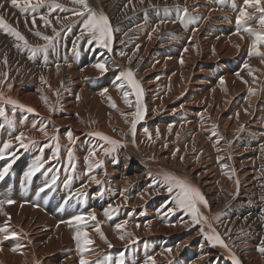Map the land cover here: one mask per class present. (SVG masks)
Listing matches in <instances>:
<instances>
[{
	"label": "bare ground",
	"instance_id": "obj_1",
	"mask_svg": "<svg viewBox=\"0 0 264 264\" xmlns=\"http://www.w3.org/2000/svg\"><path fill=\"white\" fill-rule=\"evenodd\" d=\"M52 2L46 0L45 6L36 13H22L11 6L10 0H0L4 4L0 15L33 47L47 43L35 35L36 31L48 36H55L53 28L59 32L45 62L42 52L34 60L30 59L29 49L16 47L23 42L0 29V94L3 97L0 107L15 121L13 128L0 117L3 125L0 148L9 140L13 142V147L1 159V167L9 163L11 167L0 179V199L15 201L3 206L8 216L0 212V228L7 223L8 232L18 234L5 240L4 233H0V264H80L82 258L88 264H119L121 256L123 264H145L149 257L154 258L155 264H203L209 258L218 261L210 259L205 264H234L233 254L240 264H264L261 251L264 248V175L259 176L260 169H257L255 176H249L247 169L238 164L231 178L218 172L227 165L215 164V158L220 159L232 150L231 141L239 130L245 128L246 134L255 139L254 132L260 136L258 130L247 127L251 119L258 116L256 124L264 125V62L260 57L241 54L246 50L249 53L252 43L249 33L237 25L240 11L245 7L243 0H88L91 7L95 6L94 10L102 11L109 18L114 30L111 52L99 47L96 41L89 43L86 32L81 37L82 18L72 11L50 12L48 4ZM55 3L69 10L80 7L72 0H55ZM183 9H187V15ZM259 15L255 13L243 26L264 31L255 19ZM41 16H46L51 24L46 26ZM160 38L159 47L156 42ZM185 39L192 42L185 44L181 58L165 54L167 48H176L175 43H184ZM74 44L78 50L76 62ZM151 52L157 54L153 57ZM106 55L108 61H104ZM222 60L229 63V70L226 63L221 67ZM201 61L206 62V67H218V81L213 86L199 85L196 80L197 65ZM97 63H105L107 71L102 73L94 67ZM236 66L237 72L242 71L240 74L233 72ZM151 67L157 69V75L152 76ZM129 69L143 89L144 115L136 124L134 136L131 122L135 119L132 113L136 110V97L134 94L129 97L133 107L125 104L123 93L131 89L126 80H117ZM207 72L213 76V71ZM120 84L123 88L117 87ZM104 89L107 92L102 95ZM109 96L116 108L110 106ZM42 97L48 98L47 105ZM7 98L35 111L19 107L13 110L12 105L4 102ZM195 102L205 105L196 115V133L193 126L180 129L192 123L186 109ZM41 127H45L47 136L39 131ZM21 132L27 138L24 140L27 150L15 139ZM94 132L119 141L115 151H111L110 144L93 136ZM223 137L226 142L219 149L228 148V151L214 155L215 146ZM250 139L246 136L241 141L249 143ZM93 146H97L95 157H90L89 149ZM197 146L201 149L193 158L191 153ZM260 147L262 152H258V158L264 159V142ZM104 149L109 151L105 153ZM69 151L73 153L71 161ZM13 152L17 157L15 162H12ZM38 157L43 158L44 167L27 180L25 173ZM96 161L103 164L96 167ZM164 173L186 178L199 188L207 200V207L200 205L207 221L198 224L196 234H203L205 238L200 229L211 233L210 224L227 248L207 239L205 242L195 239L188 247L184 241L177 247L172 246L178 241L172 236L173 231L184 233L196 224L189 213L176 207L174 192L169 193L163 185ZM11 177L16 181L15 189L9 185ZM79 181L81 184L73 188ZM25 189H37L40 198L20 196L19 192ZM54 191L63 197L71 195L72 200L63 214L55 213L57 204L52 201L50 217L34 204ZM240 194L241 198L235 199ZM24 200L30 203L24 204ZM110 208L115 209L111 219L105 216ZM91 212L95 213L96 220L87 219ZM180 214V222L173 223ZM77 215L84 216L86 223L74 222L70 226L67 220ZM97 221L106 239L95 230ZM47 223L54 227L42 234L47 237L43 239L36 235L35 229ZM117 224L124 227L117 229ZM78 228L86 231L93 241L85 252L77 248L74 239ZM239 229L247 231L240 236ZM160 241L171 246L164 249ZM156 244L160 250L154 257Z\"/></svg>",
	"mask_w": 264,
	"mask_h": 264
},
{
	"label": "snow or ice",
	"instance_id": "obj_2",
	"mask_svg": "<svg viewBox=\"0 0 264 264\" xmlns=\"http://www.w3.org/2000/svg\"><path fill=\"white\" fill-rule=\"evenodd\" d=\"M74 4L79 5V8L76 9H66L64 5L55 3V0H53L52 3L48 4V7L51 11H55L56 9H60L61 11H72L74 15L81 17L82 20L80 21L83 25V29L81 32V37L85 34H89V43L92 41H96L98 46L104 49H107L109 52L112 51V42L114 40L113 35V28L109 21V18L107 15H105L102 11L97 12L94 10L90 4L88 3V0H72ZM223 2V0H221ZM11 6L14 8H18L22 13H36L38 9L42 8L46 4V0H35V3L32 2V0H10ZM244 3V9L240 11L239 17L237 19V25L242 27V30L245 32H248L249 35L252 37V43L250 46V50L248 55L251 56H257L261 58V62H264V51H261V46H264V31H257L252 29L251 27H244L243 25L247 23L248 20H251L254 18L255 13H260L258 17H255L259 21V24L261 25V29H264V0H243ZM235 6V5H233ZM4 8V4L0 3V9ZM251 8L253 11L250 13L248 9ZM184 15H187V9L182 10ZM177 12H181V9L177 8ZM41 20L44 21L45 25H50L51 21L46 16H41ZM59 19V18H57ZM180 19L183 21V17H180ZM27 23V21H25ZM32 24L34 25L36 23L35 17L33 16ZM161 23H164L162 20ZM187 23V22H185ZM0 29H2L5 33L10 34L16 38L17 41H22L23 44H17L16 47H24L31 51L30 59H35L37 56V53L42 52L44 55V60L47 62L48 58V50L49 47H54V41L56 40V37L59 36V32L56 31L55 28H53V32L55 33V36H48V35H42L39 31L35 32V35L41 36V38L46 41L47 43L42 46H36L33 47L29 44L28 40L25 38L24 35H22L15 27H13L11 24H9L3 15H0ZM69 31H71V27L69 26ZM81 37H78L77 39H80ZM238 47V45H237ZM73 52L78 55L77 46L74 44ZM123 55V53H121ZM7 61L5 60V63ZM59 67V66H57ZM98 70H100L102 73L107 71V67L105 63H97L94 65ZM246 68H249V65L245 64ZM249 71L251 72V69L249 68ZM43 80V77H41ZM124 79L127 81V84L129 85L131 91H125L123 93V99L124 103L127 104L130 108L133 107V101L129 99L131 95H135V112L132 113L133 116H135V119L131 122V132L133 136L135 135L136 130V124L139 120L143 119L144 115V106H143V89L140 85V82L135 79L134 73L131 69H129L125 73H121L120 76L117 77V80ZM223 83V81H221ZM123 84L118 85V88H123ZM107 92V89H104L102 95ZM57 95H59L57 93ZM2 94H0V99H2ZM45 104H48V98L42 97ZM108 99L112 101V98L109 96ZM6 104H10L13 106V110H15L16 107H19L21 109H26L28 112L35 111L31 107H26L23 104H20L18 101L13 100L11 98H7L4 100ZM49 109L53 110L50 105ZM112 108H116L117 105L115 101L111 102L110 105ZM0 117H2L10 127H15V121L8 118V115L6 113V110L4 107H0ZM127 122V121H126ZM3 125L0 124V128H2ZM33 128H36V124L32 125ZM46 127V126H45ZM45 127H41L39 131H41L45 136L48 135V133L45 131ZM147 132V129H145ZM93 136L99 137L101 140L107 142L112 146L111 151H115V148L117 145H119V141L114 140L104 133L101 132H94L92 133ZM157 136H159V132H157ZM69 140H72V134L71 132L68 133ZM149 138L151 139V134L149 133ZM17 141L20 142L19 146L25 148L27 150L28 144L24 143V140L27 139L24 136V133L21 132L16 138ZM53 139L58 140V137H53ZM31 143H35V141H30ZM13 147V142L11 140L5 142L3 144V147L0 148V159H4L5 152L8 149H11ZM103 147V146H101ZM56 151L59 152V144L56 145ZM105 153L109 151V149H104ZM96 149L93 148L90 151V157H95ZM13 161L15 162V159H17L15 152L12 153ZM69 160L71 161L73 157V153L71 151L68 152ZM103 164V161H96L95 166L100 167ZM11 167V163L7 165L3 170H0V179H3V177L7 174L8 169ZM44 167L43 164V158L38 157L32 166L28 169V171L25 173V178L27 180H30L32 176L39 172ZM92 167V164H89V168ZM95 179V178H93ZM55 180H53V183ZM96 183H100L99 181H96ZM163 185L166 186L167 191L169 193L174 192L173 202L175 203L176 207L179 209H183L187 213L191 215L192 221L194 224H200L202 221L206 222L207 217L203 215V213L200 210V205H203L204 207H207V200L205 199L204 195L200 192L199 188H197L195 185H193L190 181H188L186 178H181L176 175L170 174V173H164L163 174ZM40 191H44L43 188L40 189ZM15 203V201L11 199H0V212L3 213V215L8 216V213L3 212V206L5 204L11 205ZM115 209H109V211L105 212V216H107L109 219H111V214L114 212ZM74 221L76 224H83L86 223L85 217L82 215H77L74 218ZM87 219L89 220H96V215L94 212H91L88 214ZM69 225L71 226L72 221H68ZM99 221L96 222L95 230L100 233L101 237L106 239V237H103V233L100 230L99 227ZM125 224L127 221L124 222ZM117 229H122L124 227V224H117L115 226ZM208 227L211 229V233L204 232V229L201 228L200 231L204 233L205 238L210 241L213 244H219L220 246L227 248L228 245L221 239L220 235L216 233L215 229L211 228V225L209 224ZM8 225L5 223V225L0 228V233H4V239L7 240L9 238H16L18 237V234L15 232L9 233ZM121 239L124 237L121 236ZM77 243V248L81 252H85L88 250L87 246L92 244L93 241L89 239L88 233L86 231L81 232V230L78 228L76 231V235L74 237ZM111 246V245H110ZM2 250V249H0ZM17 249H13V251H16ZM171 251V250H169ZM262 252H264V248L261 249ZM232 260L234 261V264H240V261L236 256L232 255ZM80 264H88V261L85 259H81ZM119 264H123V257L121 256V259L119 261ZM145 264H155L154 258L149 257V260L145 262Z\"/></svg>",
	"mask_w": 264,
	"mask_h": 264
},
{
	"label": "rangeland",
	"instance_id": "obj_3",
	"mask_svg": "<svg viewBox=\"0 0 264 264\" xmlns=\"http://www.w3.org/2000/svg\"><path fill=\"white\" fill-rule=\"evenodd\" d=\"M92 8L94 9L95 6H93ZM160 40H161V38L159 39L158 42H156V45L159 46V47H160V44H161ZM190 42H192L190 39H185L184 43L177 42V43H175L176 48H167L165 54L167 56L175 57V58L179 59L183 55L182 51H183V49L185 47V44H189ZM151 54L154 57V55H156L157 52H151ZM241 54H244V56L246 57V56H248V51L247 50L243 51V52H241ZM77 56H78L77 54L73 55V59H74L75 62H76V57ZM107 57H108V55L104 56V58H105L104 61H108L109 60V58H107ZM235 58H237V57L235 56ZM223 63L228 64V67L226 68V70H229V68H230L229 67V63L226 60H222L221 61V67H223V65H224ZM240 63H241V61H240ZM242 63H244V61ZM237 67L238 66L233 68V72L240 74L242 71L241 72H237V70H238ZM217 68H218L217 66L216 67H212V68L211 67H206V62H204V61L199 62L198 65H197V71H196V80H197V82L200 83L199 85L203 84L202 86H206L204 83H206L207 85L210 83L209 86H213V84H215L218 81V70H217ZM207 70L213 71L212 72L213 76L208 74ZM151 71H152V76H155V75L158 74L157 73L158 71H157V69L155 67H151ZM207 90L211 91L209 89H207ZM204 109H205V105L203 103H197V102H195V104L192 107L187 108L186 112H187L188 116L192 117V123H188L186 125L180 126V129L184 128V130H185V128H190V127L193 126V127H195L194 133H196L197 132V123H195L196 122V115L198 113H200ZM184 116H186V115H184ZM257 118H258V116H256L253 119H251V121H249L247 123V127L258 130L259 133H261L260 134L261 139L257 140L253 136L247 135L245 128L243 130H239L238 134L235 135L233 137L232 141H231L232 147H233L232 150L228 154H225V156L221 157L220 159H216L215 158V164L218 167H221L223 165H227L226 168L218 170L220 175L221 174H228L231 178H233L234 168L238 164H242L244 166V168L247 169V171L249 172V176H255V170H257V169H260L258 171V173H259L258 175L259 176H263L264 175V170H262L263 167H264V165H263L264 164V159H262L263 157H261V159L258 158V155H259L258 152H262L261 151L262 148L260 146H262V142H264V133H263L264 132V125L256 124V122L258 121ZM65 128L69 129V126L66 125ZM211 133H214V131H211ZM246 136L251 138L249 143H244V142L241 141L242 138H245ZM180 138H181V136H180ZM223 142H226V137H223L216 144V146H215L216 148L214 149L215 151L213 150L214 151V155H222V154H224V152L228 151V148L219 149V147L221 146V144ZM97 146H93V148H95V149L100 148L99 145H97ZM92 149H89V150H92ZM200 149H201V147L197 146L196 151L192 152L191 156H193V158H196L197 157V150H200ZM224 150H226V151H224ZM220 160H224V161L221 162ZM201 168L204 169V166H202ZM45 177H46V175L44 176L43 180L45 179ZM79 184H81L80 181L75 183L73 188L76 185H79ZM82 192H83V190L80 191V193H82ZM241 194H242V191H241ZM241 194L238 195L235 199L241 198V196H242ZM235 199H233V200H235ZM233 200H231L227 204V206H226L227 209H228V206H230L232 204ZM224 211L226 212L225 208L223 210V213L225 215ZM182 215H185V213L184 214L182 213ZM182 215L181 214L178 215L172 222L173 223L180 222V219L182 218ZM13 217H15V216H13ZM227 218L229 219V217H227ZM57 223H58L57 225H59V222H57ZM198 226L199 225L196 224V225H194L191 228H187L189 230L184 231V233L180 232L178 230L177 231H173L172 236H176L178 241L176 243H173L172 246L177 247L180 242L184 241V242H188V243H185V246L188 247V246L191 245V243L194 242L195 239H197L200 242H205L206 238L203 237V234H196V231L198 230ZM251 226H250V228H251ZM53 227H54V225L48 224V223L45 226H39L37 229H35L36 235L39 236V237H43V239H46L47 237L46 236L44 237V235H42V234L43 233L46 234V233L52 231ZM178 229H182V228L179 227ZM245 231H247V229H239L238 233L241 236V234L243 232H245ZM165 240L168 241V239H165ZM158 243L163 244L165 246L164 249L169 247V246H171V243H165L163 241H160ZM157 244L154 246V257H155V253L160 250V249L157 248ZM210 259H212V262H217L218 261V260H215L213 258H209L203 264L207 263Z\"/></svg>",
	"mask_w": 264,
	"mask_h": 264
}]
</instances>
